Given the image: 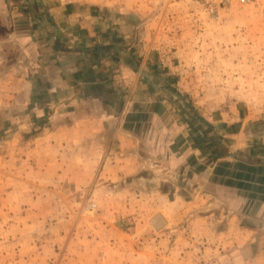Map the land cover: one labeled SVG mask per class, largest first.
I'll return each mask as SVG.
<instances>
[{
  "label": "rangeland",
  "instance_id": "rangeland-1",
  "mask_svg": "<svg viewBox=\"0 0 264 264\" xmlns=\"http://www.w3.org/2000/svg\"><path fill=\"white\" fill-rule=\"evenodd\" d=\"M48 1L23 0L42 16ZM59 2L85 14L101 11L107 19L162 22L152 62L158 83L173 101L172 111L166 121L151 119L137 129L146 163L130 178L105 179L94 169L77 172L81 182L57 177L58 182L37 186L19 154L9 149L11 138L3 137L13 108L1 104L0 264H179L182 248L185 264H226L221 248H207L216 238L209 232L192 247L193 227L218 228L226 221L218 216L224 205L208 197L202 179L183 175L186 180L179 184V132H188L179 117L187 113L206 136L221 143V150H238L236 140L255 144L263 139L264 0ZM22 62L13 67L24 70ZM198 191L196 209L213 216L192 222L188 209L180 219L186 202L179 206V194L189 204ZM156 213L165 217L157 229L150 221Z\"/></svg>",
  "mask_w": 264,
  "mask_h": 264
},
{
  "label": "crops",
  "instance_id": "crops-1",
  "mask_svg": "<svg viewBox=\"0 0 264 264\" xmlns=\"http://www.w3.org/2000/svg\"><path fill=\"white\" fill-rule=\"evenodd\" d=\"M24 3L0 0V105L13 108L6 121L12 125L1 131L11 138L9 149L37 186L57 177L84 181L76 173L94 169L105 179L130 178L146 163L137 129L151 119L167 120L172 111L152 62L162 22L107 19L59 0H49L42 16ZM21 62L24 70L13 67ZM183 116L179 124L188 132H179V184L183 175L202 179L208 197L224 205L218 216L226 221L218 228L193 227L192 247L209 232L216 238L207 248H221L226 264H264V135L260 143L236 140L238 150H221L218 140ZM199 194L191 196V208L179 194V206L186 202L180 219L189 212L192 222L213 216L196 209ZM180 251L179 264H185L187 250Z\"/></svg>",
  "mask_w": 264,
  "mask_h": 264
},
{
  "label": "water",
  "instance_id": "water-1",
  "mask_svg": "<svg viewBox=\"0 0 264 264\" xmlns=\"http://www.w3.org/2000/svg\"><path fill=\"white\" fill-rule=\"evenodd\" d=\"M159 216V218L161 219V221H158L156 218V222H154V217ZM151 223L153 224V226L155 228H158L159 226H161L162 224L165 223V219L162 217V215L160 213H156L151 219H150Z\"/></svg>",
  "mask_w": 264,
  "mask_h": 264
},
{
  "label": "bare ground",
  "instance_id": "bare-ground-1",
  "mask_svg": "<svg viewBox=\"0 0 264 264\" xmlns=\"http://www.w3.org/2000/svg\"><path fill=\"white\" fill-rule=\"evenodd\" d=\"M161 214V213H160ZM162 215V217L165 219V217H164V215L163 214H161ZM155 219H154V222H156V218H157V220L158 221H161V219L159 218V216H156V217H154ZM157 229V228H156Z\"/></svg>",
  "mask_w": 264,
  "mask_h": 264
},
{
  "label": "trees",
  "instance_id": "trees-1",
  "mask_svg": "<svg viewBox=\"0 0 264 264\" xmlns=\"http://www.w3.org/2000/svg\"><path fill=\"white\" fill-rule=\"evenodd\" d=\"M196 117H198V116H196ZM202 120V119H201ZM205 123H207V122H205Z\"/></svg>",
  "mask_w": 264,
  "mask_h": 264
}]
</instances>
